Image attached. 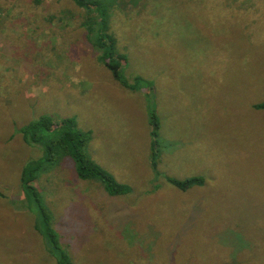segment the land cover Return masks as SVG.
Returning a JSON list of instances; mask_svg holds the SVG:
<instances>
[{
	"label": "rangeland",
	"instance_id": "obj_1",
	"mask_svg": "<svg viewBox=\"0 0 264 264\" xmlns=\"http://www.w3.org/2000/svg\"><path fill=\"white\" fill-rule=\"evenodd\" d=\"M95 1L124 84L95 43L101 15L84 25ZM224 3L0 0V264H63L23 202V169L45 149L20 129L44 115L75 120L90 158L132 189L111 195L63 153L42 162L33 184L71 264H264V40Z\"/></svg>",
	"mask_w": 264,
	"mask_h": 264
},
{
	"label": "trees",
	"instance_id": "obj_2",
	"mask_svg": "<svg viewBox=\"0 0 264 264\" xmlns=\"http://www.w3.org/2000/svg\"><path fill=\"white\" fill-rule=\"evenodd\" d=\"M75 1L82 6L87 3V0ZM238 2L239 1L236 0H228L227 5L224 3V6L233 13L234 18H236V21L238 22L240 32L246 31L250 27L251 35L253 33V37L261 34V40H264V18L259 19L261 21L257 22L258 18L254 16L255 13L260 12L261 15H264L262 0H253V4L250 3V1H248V4L246 2V4L243 5V8L249 7L250 11H242L240 7L241 4L239 5ZM103 4H101V1L88 3L89 12L87 17L89 18L84 21V25L89 27V32H93L95 30L94 27L97 25L95 21H98L97 19L94 20L93 14L99 13L101 15L99 20L100 22L98 23L100 33L94 34L95 43L102 47L103 61L112 71L113 76L122 84H124L127 82V79L122 74L120 59H124L125 57L121 54L116 56L114 54L116 53L115 42L110 31L108 30L106 23L107 4L105 2H103ZM251 7L255 8V12L251 11ZM250 17L251 20L249 21ZM244 26L248 28L244 29ZM243 43L244 42L237 43V49L240 48ZM260 45L261 43L259 44V47ZM253 46L257 47V44L254 43ZM260 106V104L255 105L256 108ZM152 122L154 125L156 124L154 119ZM56 125L58 126L55 127ZM76 128V122L71 118L62 119L60 124H58L52 119L51 116L44 115L40 117L39 120L37 119L36 121H33L20 129L27 143H37L45 149V154L40 160H33L23 169L21 175V184L24 192L23 202H26L27 205H32L35 208V211L37 212L36 215L38 216L39 220L37 229L43 232L49 239L54 253L53 256H56L63 264H71L70 256L68 251L58 244V235L51 225L52 215L50 210L45 205L38 187L33 184L34 180L38 177L42 162H52L54 161V158H56V154L54 153H63L74 159L80 178H99L104 183L107 191L111 193V195L122 196L129 194L132 191L130 185L118 182L109 172L102 169L90 158L89 154L87 153V144L90 139V133L78 130ZM152 133L154 136L157 135L155 130ZM156 143L157 142L155 141L153 145H156ZM171 181L180 187L189 188L192 186V184H202L204 182V178L195 177L182 181L171 177Z\"/></svg>",
	"mask_w": 264,
	"mask_h": 264
}]
</instances>
